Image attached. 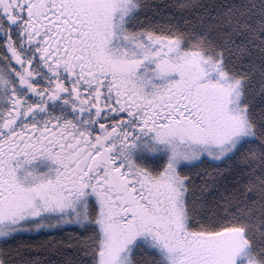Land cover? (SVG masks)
<instances>
[{
  "label": "snow or ice",
  "instance_id": "obj_1",
  "mask_svg": "<svg viewBox=\"0 0 264 264\" xmlns=\"http://www.w3.org/2000/svg\"><path fill=\"white\" fill-rule=\"evenodd\" d=\"M0 264H264V0H0Z\"/></svg>",
  "mask_w": 264,
  "mask_h": 264
}]
</instances>
